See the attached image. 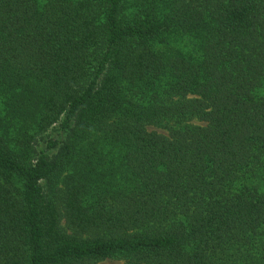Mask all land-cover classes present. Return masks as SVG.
Instances as JSON below:
<instances>
[{
    "label": "trees",
    "instance_id": "obj_1",
    "mask_svg": "<svg viewBox=\"0 0 264 264\" xmlns=\"http://www.w3.org/2000/svg\"><path fill=\"white\" fill-rule=\"evenodd\" d=\"M0 102V264H264V0H0Z\"/></svg>",
    "mask_w": 264,
    "mask_h": 264
},
{
    "label": "rangeland",
    "instance_id": "obj_2",
    "mask_svg": "<svg viewBox=\"0 0 264 264\" xmlns=\"http://www.w3.org/2000/svg\"><path fill=\"white\" fill-rule=\"evenodd\" d=\"M189 45H187L188 47ZM1 104V102H0ZM2 107L0 105V113L2 112ZM150 130H156L158 132H165V130L161 127L157 126H150ZM63 136L62 130L60 128V122L49 128L47 131L38 133L34 136V146L36 149H41L45 147L48 141L58 139ZM62 227H66L64 222H61ZM124 262L119 259H105L103 261H100L96 264H123Z\"/></svg>",
    "mask_w": 264,
    "mask_h": 264
}]
</instances>
